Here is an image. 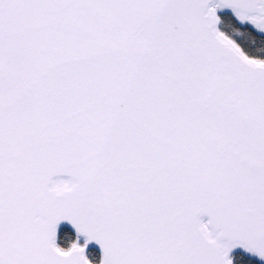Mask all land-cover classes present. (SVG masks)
Returning <instances> with one entry per match:
<instances>
[{
	"label": "snow or ice",
	"instance_id": "6c2138e0",
	"mask_svg": "<svg viewBox=\"0 0 264 264\" xmlns=\"http://www.w3.org/2000/svg\"><path fill=\"white\" fill-rule=\"evenodd\" d=\"M0 264H264V0H0Z\"/></svg>",
	"mask_w": 264,
	"mask_h": 264
}]
</instances>
